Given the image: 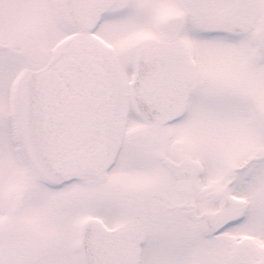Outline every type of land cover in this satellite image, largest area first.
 Instances as JSON below:
<instances>
[{
  "label": "snow or ice",
  "instance_id": "snow-or-ice-1",
  "mask_svg": "<svg viewBox=\"0 0 264 264\" xmlns=\"http://www.w3.org/2000/svg\"><path fill=\"white\" fill-rule=\"evenodd\" d=\"M0 264H264V0H0Z\"/></svg>",
  "mask_w": 264,
  "mask_h": 264
}]
</instances>
